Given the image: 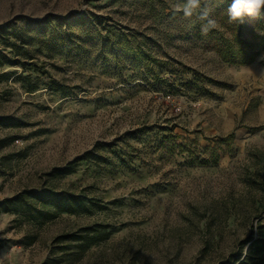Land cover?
Listing matches in <instances>:
<instances>
[{
	"label": "rangeland",
	"instance_id": "rangeland-1",
	"mask_svg": "<svg viewBox=\"0 0 264 264\" xmlns=\"http://www.w3.org/2000/svg\"><path fill=\"white\" fill-rule=\"evenodd\" d=\"M183 2L0 0V203L46 185L98 203L17 217L0 207V264L244 253L264 222V52L240 65L219 50H259L264 11L231 22V0H213L205 35L197 16L173 14ZM86 226L101 233L78 256L60 238Z\"/></svg>",
	"mask_w": 264,
	"mask_h": 264
},
{
	"label": "trees",
	"instance_id": "trees-1",
	"mask_svg": "<svg viewBox=\"0 0 264 264\" xmlns=\"http://www.w3.org/2000/svg\"><path fill=\"white\" fill-rule=\"evenodd\" d=\"M259 44V50H253V46L246 44L242 40L243 46L234 51L232 48L226 50H219L220 56L231 64L246 65L254 61V59L264 52V32L257 36ZM264 64V60L261 61ZM233 133H229L222 141L231 139ZM90 153L85 154L80 159H85ZM216 162V159L214 160ZM204 163H207L204 162ZM75 169L74 163H70L63 167H57L52 169L46 175L48 179H54L57 177H63L69 172H73ZM41 203L50 209H54L57 212H65L68 214H80L89 211V206L98 205L94 202V198H87L86 196L69 193L64 190H56L52 186H44L38 190H28L26 192L17 194L11 199L5 200L0 203V207L5 212H11L16 217L25 212L32 213L36 209V204ZM41 215V213H40ZM83 231L80 233H69L61 236L60 239L68 241H76V252L79 256L82 251L89 245L96 241L97 234H100V230L86 226L81 228ZM236 264H264V222H258L255 225V235H251L245 242V251L237 259Z\"/></svg>",
	"mask_w": 264,
	"mask_h": 264
},
{
	"label": "clouds",
	"instance_id": "clouds-1",
	"mask_svg": "<svg viewBox=\"0 0 264 264\" xmlns=\"http://www.w3.org/2000/svg\"><path fill=\"white\" fill-rule=\"evenodd\" d=\"M214 11L213 0H184L173 7V14L180 13L184 18L190 19L194 15L201 22L202 34H207L217 27L212 17ZM264 11V0H231L227 14L231 22L243 23L245 17L255 18Z\"/></svg>",
	"mask_w": 264,
	"mask_h": 264
},
{
	"label": "crops",
	"instance_id": "crops-1",
	"mask_svg": "<svg viewBox=\"0 0 264 264\" xmlns=\"http://www.w3.org/2000/svg\"><path fill=\"white\" fill-rule=\"evenodd\" d=\"M253 62H251V63H249V64H252ZM247 65V64H246ZM260 69L262 70V68L261 67H259V71H260Z\"/></svg>",
	"mask_w": 264,
	"mask_h": 264
}]
</instances>
